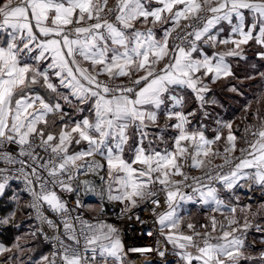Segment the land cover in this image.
<instances>
[{
    "label": "snow or ice",
    "instance_id": "snow-or-ice-1",
    "mask_svg": "<svg viewBox=\"0 0 264 264\" xmlns=\"http://www.w3.org/2000/svg\"><path fill=\"white\" fill-rule=\"evenodd\" d=\"M181 20L196 23L181 27ZM137 21L170 27H164L157 39L153 27L142 31ZM222 24L230 28L227 36H221ZM251 41L264 48V0H116L112 8L108 0H0V197L12 182H22L31 197L25 207L53 230L48 234L43 227L38 229L52 241L53 251L34 264H125L119 230L75 214L90 207L82 197L106 196L122 205L117 215H124L140 203L159 207L160 192L166 195L168 211L159 215V231L172 245L171 252L160 247L129 251H155L161 264H168L166 254L178 258L174 264H241L255 259L245 255V240L234 235L251 227L247 219L242 225L234 217L227 226L220 223L219 236L212 235L218 224L215 216L210 217L211 231L208 224H201L205 229L201 233L191 222L185 226L191 234L175 231L182 224L179 202L194 201L181 185L191 188L201 203H214L217 211L223 204L218 189L201 177H189L185 166L207 167L208 180L228 190L240 180L264 189V116L253 113L259 127L249 125L243 131L255 139L244 137L247 147L240 149L239 163L224 173L217 169L233 163L230 156L237 147L232 122L216 121L228 129L221 155L212 148L222 138L220 131L209 139L203 123L192 130L187 127L195 109L187 114L173 111L184 107L178 88L190 89L201 110L215 104L206 99L212 91L209 84L233 75L226 57L244 58L242 46ZM229 44L233 47L224 52L206 50ZM257 56L264 60V51ZM202 115L207 117L208 112ZM49 116L54 117L51 122ZM173 119L176 122L169 124ZM169 130L176 134L166 138ZM210 155L213 159H207ZM216 158L224 163L215 165ZM89 174L103 187L98 190L94 181L79 179ZM58 192L71 196L74 206ZM12 199L20 204L18 195ZM45 206L59 223L44 214ZM245 208L251 211L250 205ZM230 211L234 214L236 208ZM13 217L14 213L0 218V226L10 224ZM256 230L264 232L259 224ZM31 235L35 238L36 232ZM260 242L264 244V237ZM13 248L22 254L16 243L0 245V256ZM259 258L264 264V252ZM14 259L19 255L8 256L5 264Z\"/></svg>",
    "mask_w": 264,
    "mask_h": 264
},
{
    "label": "crops",
    "instance_id": "crops-1",
    "mask_svg": "<svg viewBox=\"0 0 264 264\" xmlns=\"http://www.w3.org/2000/svg\"><path fill=\"white\" fill-rule=\"evenodd\" d=\"M114 1L115 0H108V7L112 6ZM149 19L151 21V18ZM184 22V20H181V25ZM221 26L225 29V31L221 33V36H227L230 30L229 26L226 24H222ZM136 27L140 28L143 31L153 26L151 23L142 25L139 21H137ZM164 27H170V25L156 24L155 27H153V31L156 33L157 39H160L162 37V29ZM174 33L175 32H173V34ZM232 47L233 46L231 44L218 45L215 49L206 50L209 52H224L231 49ZM242 47L244 58L226 57V62L231 65L233 75L229 77H222L215 83L209 84V87L212 91L207 94L206 99H214L216 101L215 104H205L204 109L201 110L199 107V102L196 100L195 95L190 89H176V94L184 98V107L183 109H173V111L182 110L185 114H187L188 112L195 109L196 115L195 117H189L192 123L187 127L189 128V130H192L193 125L199 128L200 124L203 123L207 126L204 129V132L205 136L209 139H212L214 137V135L216 134V130L220 131L222 133V138L220 141H217L216 144L212 145V148L213 151H219L221 155L224 154V149L227 146L225 138L228 135V129L221 127V125H218L216 123L217 120L221 122H232V131L238 137L236 141V150L235 152L231 153V156H234L240 152L241 148L247 146L244 141L245 136H247V139L249 141L255 139L250 134H246L243 131V129L247 128L249 125H255L256 127H259L260 121L253 119V113L258 112L261 116H264V76L261 75V73H264V60L260 59L257 56V53L264 51V48H262L260 45H257L254 41H251L248 45H244ZM166 61L167 58H165L164 61H161L157 67L162 68ZM83 66L90 69V64L88 62H85ZM41 67H43V65H41ZM140 75H143V73L141 72ZM207 82L208 81L206 79L205 83ZM260 85L263 86L258 91L257 88H259ZM233 87H235L237 91H231L230 89ZM41 94L44 95L43 92ZM45 98L47 99V96H45ZM170 103L171 101L166 100V104ZM246 108L247 110H245ZM203 111L208 112L207 117H204L202 115ZM77 118L79 117L77 116ZM52 119H54V117L49 116L50 122L52 121ZM175 122L176 121L174 119L168 121L169 124ZM159 123H164L163 115H161ZM151 131H155V129H151ZM175 134V130H169L165 133V137L167 138ZM129 143L131 144V141ZM161 147H163V145H161ZM169 147H171V143H169ZM189 150H191V148ZM127 155L128 154L126 151V158ZM98 158L99 157H97V159ZM207 159L213 158L210 155ZM222 160V158H216L214 159V163ZM189 163H191V161H189ZM205 168L194 169L201 170ZM245 171L253 172L254 169H246ZM174 179H180V177H174ZM218 196L223 201V204L220 207L219 211L215 210L216 205L214 203L209 202L208 204H203L200 202L199 198L195 199L194 201L179 202L177 212L178 216L182 217V224L180 228L175 231L183 232L185 234H191L185 227L189 222L194 223L197 226V230H199L201 233L205 231V229L200 228L201 224H208L209 228L207 230L211 231L210 217L215 216L218 224L216 231L213 232L212 235L219 236L221 235L220 223H223L225 226H227L228 219L234 217L239 221V224L242 225L245 219H247L251 224V227L244 233L236 232L234 235L241 236V238L245 240V255L254 257L255 259L241 261V264H262L259 257L260 253L264 252V244L260 242L261 238L264 237V232L257 231L256 225L259 224L262 228H264V215L262 216L261 213L259 218H242V216L239 217L238 214L240 211H242V209L247 210L245 208L246 205L251 206V211L249 212H256L258 210L264 212V208L260 207L262 204H264V189H262L258 185L252 186L251 181L240 180L238 185L235 186L232 190H228L221 185L218 188ZM88 203L90 207H87L86 209L91 212H96L98 209L97 205L93 202ZM232 207L236 208V212L234 214L230 211ZM232 227H238V225H233ZM227 230L230 231L231 229L229 228ZM212 242L215 243L216 241ZM169 245V252H171L172 245ZM170 256L174 259L173 263L171 264H174V262L178 261V258L176 256ZM110 264H115V262L110 261ZM125 264H129L126 258ZM194 264H197V262H194Z\"/></svg>",
    "mask_w": 264,
    "mask_h": 264
},
{
    "label": "built area",
    "instance_id": "built-area-1",
    "mask_svg": "<svg viewBox=\"0 0 264 264\" xmlns=\"http://www.w3.org/2000/svg\"><path fill=\"white\" fill-rule=\"evenodd\" d=\"M116 0L110 6V8L115 7ZM115 15V13H112L109 15V19H112V17ZM186 23H193L195 24V21L189 20L185 21L181 27H183ZM180 31V29H177L176 32L173 34V38L177 35V33ZM173 39L171 38L169 41V47L172 46ZM102 79L106 77H101ZM121 81L126 82L127 78H120ZM247 146H244L245 148ZM191 151V150H189ZM237 157H241V152L234 156H230L233 163L231 165H224V168L222 170L217 169V171H222L224 173L228 172L232 167L235 166L236 163H239V160ZM224 161H219L214 163L215 165L223 164ZM205 169H194L190 167H185L184 172L189 175V177L196 176L201 177L203 179L204 184H208L212 187H216L217 189L221 186L218 182L215 181H209L207 176H205ZM79 179L82 180H92L96 183L98 190L103 187V185L100 183L98 178L96 176H93L91 174L87 176H80ZM181 179V178H180ZM187 183L191 184L192 181L189 179ZM12 187L18 189V191L23 195V197L26 200V204L30 202L31 197L23 191V183L22 182H12ZM182 191L185 193L191 194L194 196V200L198 197L195 193H192L191 188L184 187L181 185ZM202 190H207L206 188ZM58 194H61L58 192ZM64 198L68 199L70 202V207L74 206V203L72 201L71 196H68L67 194H61ZM88 197H91L94 201L93 203L97 204V211L91 212L87 210L86 208H80L77 209L76 215H80L83 219L88 220L90 223L96 225L99 223H105L114 226L119 230V235L122 240V243L124 245L126 255V260L129 264H161V258L156 254V252L147 253V252H131L129 249L132 248H167L170 251V245L165 241L163 235L160 234L159 231V224H158V218L159 215L163 212L168 211L167 205L165 204L166 195L164 192H160L158 197L160 200V206L157 207L156 205L150 204V203H140L138 207L133 208L130 212L125 213L124 215H117V211L119 208L122 207L119 203H112L109 202L106 198V196L101 197L98 195H88L86 197H82V202L86 204V200ZM153 209L155 211H153ZM44 214L48 216L49 219L56 220L57 223H59V218L56 217L52 212H50L47 209V206L43 209ZM29 213L31 214V218L28 215L26 217V221L28 226H30L33 230L36 231V233L41 237L43 240V243L48 248V254H50L53 251L52 248V241L51 240H45L43 238V235L38 231L40 227L44 228V231L48 234L52 233V229H50L46 224L41 225V222L35 218V211L29 209ZM137 216L139 219H137ZM148 232H151L152 235H147ZM159 241V244L157 243ZM168 264L173 263V258L166 254V257L164 258ZM6 260L0 261V264H5ZM9 264H12L10 261Z\"/></svg>",
    "mask_w": 264,
    "mask_h": 264
},
{
    "label": "rangeland",
    "instance_id": "rangeland-1",
    "mask_svg": "<svg viewBox=\"0 0 264 264\" xmlns=\"http://www.w3.org/2000/svg\"><path fill=\"white\" fill-rule=\"evenodd\" d=\"M14 194L18 195L21 198L19 205H17V202L12 199ZM5 198H6L5 203L6 205L9 206V208H7L6 211L0 210V218H6L10 215H13V213H14V217H13V221L10 224L0 226V230H3V228L5 227H13V229L16 230L17 232L15 233V235H13L14 239L11 245L7 246L5 243L2 245L5 247H12L14 244L19 243L21 245V248L23 249V252L22 254H20L16 248H13L11 253H5L3 256H0V261L7 260L8 256L19 255V259H14L13 261H11L12 264H34V262L39 260L41 256L40 257L36 256L35 258H32L31 254H33L32 253L33 249L35 247L36 248L40 247V249L43 251L44 249L41 246L40 238L37 236V234L35 238L31 235L32 232H36V231L33 230L27 224L26 217L29 215V209L25 207L26 201L23 195L20 194L16 189L7 190L5 194ZM88 204L89 203H87V205ZM256 212H249V210H243L239 212L238 216L239 217L242 216V218L243 217L259 218L261 213L262 216L264 215V212L259 210L258 215L253 216V213Z\"/></svg>",
    "mask_w": 264,
    "mask_h": 264
},
{
    "label": "trees",
    "instance_id": "trees-1",
    "mask_svg": "<svg viewBox=\"0 0 264 264\" xmlns=\"http://www.w3.org/2000/svg\"><path fill=\"white\" fill-rule=\"evenodd\" d=\"M259 80H260V79H259ZM262 86H263V85H260V87L257 88L258 91L261 89ZM10 189H16V188H14V187L11 186ZM16 190L18 191V189H16ZM18 192H19V191H18ZM19 193H20V192H19ZM20 194H21V193H20ZM24 199H25V198H24ZM5 201H6L5 196H3V197L0 198V210L6 211V209L9 208V206L6 205ZM25 201H26V200H25ZM16 232H17V231L14 230L13 227H5V228H3V230H0V244L2 245V244L5 243L7 246L11 245L12 242H13V239H14L13 235H15ZM36 234H37V233H36ZM37 236L40 238V243H41V246H42V248L44 249V251L41 250L40 247H38V248L35 247V248L33 249V251H32L33 254H31V257H32V258H35L36 256H37V257H40V256H42V255L48 254V248H47L46 245L43 243V240L41 239V237H40L38 234H37ZM31 247H32V246H31ZM33 247H34V246H33Z\"/></svg>",
    "mask_w": 264,
    "mask_h": 264
},
{
    "label": "water",
    "instance_id": "water-1",
    "mask_svg": "<svg viewBox=\"0 0 264 264\" xmlns=\"http://www.w3.org/2000/svg\"><path fill=\"white\" fill-rule=\"evenodd\" d=\"M94 200L91 198V197H88L87 200H86V203L88 202H93Z\"/></svg>",
    "mask_w": 264,
    "mask_h": 264
}]
</instances>
